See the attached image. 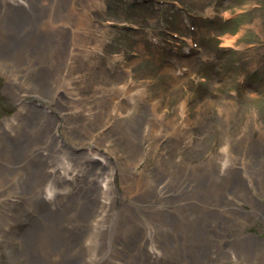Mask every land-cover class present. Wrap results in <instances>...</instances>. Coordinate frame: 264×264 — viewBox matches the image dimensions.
Wrapping results in <instances>:
<instances>
[{"label": "rangeland", "instance_id": "obj_1", "mask_svg": "<svg viewBox=\"0 0 264 264\" xmlns=\"http://www.w3.org/2000/svg\"><path fill=\"white\" fill-rule=\"evenodd\" d=\"M48 2L54 10L44 9L45 21L34 14L32 36L26 42L43 52L48 64L43 71L54 88L42 97L29 87L30 81L9 86L0 73V124L21 108L14 133H0L1 158L8 155L1 149L5 144L27 152L35 144L50 146L47 134L55 125L65 146L59 156L72 162L76 174L86 169L82 164L88 157L95 158L89 167L96 171L103 168L99 160H109L104 169L117 168L115 184L120 188L129 166L132 174L126 181L131 186L155 171H167L171 163L201 173L210 162L219 161L227 142L235 147L264 135V0H70L73 12L61 0ZM4 19L0 18V37L9 30ZM36 29L42 34L36 36ZM15 41L22 44L24 38ZM5 44L10 45L1 46ZM16 48H10L9 55L0 54L1 71L12 69L10 62L15 61L10 56L18 53ZM59 48H67L72 61L62 77L55 66L57 56L52 57ZM32 52L27 50V58ZM17 58L23 61V53ZM55 89L68 98L52 101ZM79 112L95 116L88 127L74 121L72 114ZM132 126L133 145L126 138ZM28 162L6 170L0 164V172L26 171L30 182L37 181L32 172L41 164ZM238 167L242 171L244 161ZM86 179L79 177L77 185ZM198 188L206 190L200 183ZM5 198L13 222L0 231V264H17L18 245L12 240L26 233L38 215L23 213L24 200L14 192ZM165 199L168 202L162 199L160 204L169 206L171 200ZM239 203V209L251 210ZM247 218L245 234L264 240V223L250 214ZM8 252L15 261H8Z\"/></svg>", "mask_w": 264, "mask_h": 264}, {"label": "bare ground", "instance_id": "obj_2", "mask_svg": "<svg viewBox=\"0 0 264 264\" xmlns=\"http://www.w3.org/2000/svg\"><path fill=\"white\" fill-rule=\"evenodd\" d=\"M61 2L66 6L71 3ZM51 4L48 0H0V12L7 18L4 23L9 27L7 33L1 34L0 46L10 44L1 46L0 54L9 55V49L14 46L18 51L10 56L15 61L10 62L12 69L0 73L9 86L21 82L26 85L30 81L29 87L42 97L49 94L47 89L54 88L43 71L48 64L43 52L38 47L32 48L26 40L32 36L34 14L43 16L41 20L45 21L44 9L53 11ZM69 10L73 12L72 4ZM55 14H50L52 20ZM73 16L70 14L69 18ZM77 20L81 23L80 18ZM33 31L36 36L42 34L41 29ZM16 38H24V42L20 44ZM27 50L33 51L29 58ZM20 52L23 61L17 58ZM67 53V48H59L52 55L57 56L55 66L59 77L72 65L71 55ZM33 65L35 74H32ZM13 73L19 74L13 78ZM23 91L18 90V94ZM60 96L68 98L55 89L52 101ZM59 106L64 110L63 104ZM20 111L21 108L1 122V134L9 130L14 133ZM98 114L96 109L95 116ZM72 116L87 127L95 117L93 113L80 112ZM147 133L144 130V135ZM47 135L50 146L35 144L28 152L19 145L1 147L8 152L4 158L0 157L5 170L24 163L26 167L31 160L41 164L33 170L37 181L32 182L26 171L24 175L0 172V231L8 229L13 222L5 208L9 192L24 200L23 213L31 210L38 215L26 233L12 240L18 245L17 264H264V240L245 234L250 224L247 214L264 223V135L237 143L235 147L227 142L219 161L210 162L201 173L197 168L171 163L167 171H155L149 179L131 186L126 181L132 174L129 166L121 175L120 188L115 184L117 168L104 169L109 160L106 163L99 160L103 168L96 171L89 167L95 158H86L82 166L91 171L83 169L80 176L70 160L59 156L65 146L55 125ZM126 138L134 144L133 126ZM239 161H244L242 171ZM85 176L86 182L77 185V179ZM199 183L205 186L204 192L199 190ZM61 189L66 190L61 193ZM165 198L171 200L169 206L160 204L162 199L168 202ZM239 202L251 210L239 209L242 208ZM240 212H244L243 217L238 215ZM7 256L9 262L15 261L9 252Z\"/></svg>", "mask_w": 264, "mask_h": 264}, {"label": "trees", "instance_id": "obj_3", "mask_svg": "<svg viewBox=\"0 0 264 264\" xmlns=\"http://www.w3.org/2000/svg\"><path fill=\"white\" fill-rule=\"evenodd\" d=\"M226 23H228V21H226ZM169 36V35H168ZM171 37V36H170ZM164 48L165 49H171V48H167V44H164ZM178 54V53H177ZM203 71V69L201 68L198 72H202Z\"/></svg>", "mask_w": 264, "mask_h": 264}]
</instances>
